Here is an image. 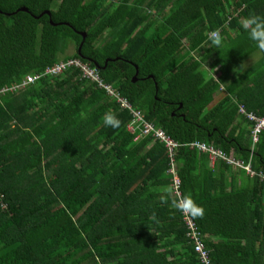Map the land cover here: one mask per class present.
Wrapping results in <instances>:
<instances>
[{
  "label": "trees",
  "instance_id": "16d2710c",
  "mask_svg": "<svg viewBox=\"0 0 264 264\" xmlns=\"http://www.w3.org/2000/svg\"><path fill=\"white\" fill-rule=\"evenodd\" d=\"M0 11V89L59 60L95 68L177 143L180 198L204 208L189 217L211 264H264V182L226 187L232 165L215 159L211 168L207 153L189 145L250 158L264 173V129L252 143L253 122L239 112L264 115V50L240 27L264 17V0H0ZM216 28L218 49L208 43ZM107 112L119 128L103 124ZM130 121L76 68L0 92V264H202L167 147L128 130Z\"/></svg>",
  "mask_w": 264,
  "mask_h": 264
},
{
  "label": "built area",
  "instance_id": "2783aa9c",
  "mask_svg": "<svg viewBox=\"0 0 264 264\" xmlns=\"http://www.w3.org/2000/svg\"><path fill=\"white\" fill-rule=\"evenodd\" d=\"M69 68H76L80 71L82 77L97 82V84L102 88H104L111 97L115 98L119 107L123 109H127L129 111V113L131 114V121L127 125L128 130L134 131V129L139 128L141 134L152 133L155 138H158L160 141L164 142L165 146L168 149V157L170 160V167L168 169V172H170L173 175L172 178L173 193L176 197H178V205H181L183 200L180 198L181 195L179 191V180L177 177L176 166L173 158V149L177 145V143L174 142L169 136H167L161 129L154 128L151 123L144 121L142 117V113L139 110L133 108L132 105L124 97L120 96V94H118L111 85L103 84L95 68L89 67L87 64L83 63L81 60L77 58L59 60L55 64L51 66H47L42 72L28 74L25 77H23L18 83H14L11 86H5L1 88L0 92L11 91V90L27 87L31 84H34L41 77L47 75L58 76L61 75L66 70H68ZM239 112L243 114L248 120L253 122V126L251 129V138H252V143H255L257 141L258 134L261 132L262 129H264V115L255 116L252 113L246 112L241 105L239 106ZM189 145L195 146L201 152L208 153L211 159L214 160L221 159L230 165H234L238 168L243 169L250 176H256L259 180L264 182V173L262 171H254L251 168L250 158L248 162L244 163L240 160L227 157L221 151L216 150L212 146L207 145L203 142L193 141ZM182 215L187 228V236L192 241L194 245V250L198 254L200 262L202 264H211L208 251L203 246V237L201 236L200 232L197 230L194 222L189 217V214L187 212H182Z\"/></svg>",
  "mask_w": 264,
  "mask_h": 264
},
{
  "label": "clouds",
  "instance_id": "9594fccd",
  "mask_svg": "<svg viewBox=\"0 0 264 264\" xmlns=\"http://www.w3.org/2000/svg\"><path fill=\"white\" fill-rule=\"evenodd\" d=\"M240 27L248 35L250 41L254 42L258 49L264 50V17L259 15H250L241 21ZM224 37L221 29L216 28L208 35L209 47L218 49L223 43ZM213 75V72L210 73ZM214 78H216L214 76ZM103 124L111 128H119L120 120L112 112H107L103 117ZM181 212H187L193 217H201L204 214V208L196 204L190 195L183 198L182 204L178 205Z\"/></svg>",
  "mask_w": 264,
  "mask_h": 264
},
{
  "label": "crops",
  "instance_id": "0c3cea01",
  "mask_svg": "<svg viewBox=\"0 0 264 264\" xmlns=\"http://www.w3.org/2000/svg\"><path fill=\"white\" fill-rule=\"evenodd\" d=\"M252 62H250L249 64H246L245 66H240V67H238V69H237V71H236V74H240V73H242L243 71H245L246 69H248L250 66V64H251ZM204 68V67H203ZM210 69L208 68L207 69V71H209ZM216 70V68L214 69V71ZM221 90H222V88H221ZM220 97H222V95L220 94ZM219 97V98H220ZM215 101V99L213 100V102ZM215 102H217V101H215ZM214 102V103H215ZM213 103V104H214ZM212 103H211V105H213ZM210 105V106H211ZM199 142V141H198ZM204 143V142H203ZM212 146V145H211ZM215 149V148H214ZM217 150V149H216ZM220 151V150H219ZM207 155H208V164H209V167H215V166H217V165H215L216 164V161L214 160V159H211L210 158V156H209V154L207 153ZM227 157H229V158H232V159H234V157L233 156H231V155H226ZM236 160H239V159H236ZM241 161V160H240ZM175 162V161H174ZM170 164V163H169ZM175 166H176V163H175ZM242 170V171H241ZM216 171H218V169L216 170ZM228 175V176H227ZM227 175H225L226 176V179H225V183H226V187H229V186H231V185H235L236 186V188H239V187H242V186H245L246 184H247V179L248 178H252L253 176H250L249 174H247L243 169H241V168H238V167H236V166H234V165H232L231 166V168H230V171H229V173L227 174Z\"/></svg>",
  "mask_w": 264,
  "mask_h": 264
},
{
  "label": "rangeland",
  "instance_id": "374dc122",
  "mask_svg": "<svg viewBox=\"0 0 264 264\" xmlns=\"http://www.w3.org/2000/svg\"><path fill=\"white\" fill-rule=\"evenodd\" d=\"M74 51V45L73 44H70L69 45V47L67 48V51H66V53H71V52H73ZM260 57V53H255L254 55H252L251 56V58L250 59H246V60H244L243 62H242V66H245L246 64H249L250 62H254L257 58H259ZM209 68V66H204V69H208ZM214 76H216V74H214ZM219 97H220V95L218 94L217 96H216V98H215V101H217L218 99H219ZM214 101V102H215ZM214 102H212V104L214 103Z\"/></svg>",
  "mask_w": 264,
  "mask_h": 264
},
{
  "label": "water",
  "instance_id": "95a60500",
  "mask_svg": "<svg viewBox=\"0 0 264 264\" xmlns=\"http://www.w3.org/2000/svg\"><path fill=\"white\" fill-rule=\"evenodd\" d=\"M18 11H26V12H28V10H27L25 7H21V8H19ZM0 12H1V11H0ZM44 13L50 16V12H49V11H45ZM42 14H43V13H42ZM42 14H41V15H42ZM50 22H51V20H50ZM81 35H82V37H83V39H84L85 35H84V34H81ZM80 46H81V44L79 45V47H78V49H77L78 54H79V51H80ZM107 61H108V60H106L105 63H106ZM94 66H95L96 68H98V69L100 68L97 64H94ZM135 68H136V67H135ZM136 74H137V71H136V73H135V75H134V77H133V81H135Z\"/></svg>",
  "mask_w": 264,
  "mask_h": 264
}]
</instances>
